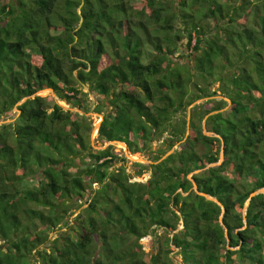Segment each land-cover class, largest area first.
I'll return each instance as SVG.
<instances>
[{
	"label": "trees",
	"instance_id": "trees-1",
	"mask_svg": "<svg viewBox=\"0 0 264 264\" xmlns=\"http://www.w3.org/2000/svg\"><path fill=\"white\" fill-rule=\"evenodd\" d=\"M0 121V264H264V0H0Z\"/></svg>",
	"mask_w": 264,
	"mask_h": 264
},
{
	"label": "rangeland",
	"instance_id": "rangeland-1",
	"mask_svg": "<svg viewBox=\"0 0 264 264\" xmlns=\"http://www.w3.org/2000/svg\"><path fill=\"white\" fill-rule=\"evenodd\" d=\"M1 2H7V0H1ZM184 55H186V57H187L189 54L185 52ZM81 89H82V92L85 93V95H86V101H87V105H89V110L86 111V112H84L82 109L79 110L77 107H70V108H73V109H70V110L71 111H77L78 114L84 113L85 115H87L89 117L88 119L91 122V130H90V133H89L88 140H89V143L91 144V146L93 148H95V147H100V146H103V145L106 147V146H108V144L114 145L115 151L118 152L119 157L122 156V157H125V159H126L125 161L122 160V159H119L115 165L118 166V165H120L122 163L124 164V166L126 168V171L128 172L127 174L130 175V178H129V181L130 182H134V181H142V182H144V180L148 176L149 170H147V171H145V172H143V173H141L139 175L133 174L135 172V168L132 166L131 163H133L134 161H131L130 158H127L126 155L124 154L125 152L126 153H129V151L127 150L126 147H125V151H124L122 145H120V144H118L116 142H110L109 143V141H108V142L102 144L98 140H96L97 132L95 131V132L91 133L92 132V129H93L92 127H93L94 123L95 122H98L102 118L101 117L102 116L101 113L96 112V111L93 110V107H94L95 102H96L95 101V98H97L98 96H96L94 94H91L90 93V90H89V88H88L87 85L82 86ZM36 95L45 97V100L48 101L49 104L50 103H54V102H58L65 109L68 108V105L64 101L57 100L55 96L52 97L51 96V93L48 90L39 91V92L36 93ZM214 98H217V97H214ZM202 101H204V100L202 99ZM223 108L226 109V106L223 107ZM17 112H18L17 111V108L14 107L12 109V111H10L9 113H7L6 117L3 118V121H11L12 118L15 117V115H16ZM188 118H189V114H188ZM88 119H86V120H88ZM162 140H163V138H161L160 140H153L148 146H146V148H144V149H142L140 151H136L133 154H130V153L129 154L132 155L133 157L135 155L136 157H141V158L147 159L146 158L147 155H152L153 152H155L158 149L160 150V149H162L164 147L163 143H161ZM216 146L217 145L215 143L213 145V148L212 149L214 150V148H216ZM148 160H150V159H148ZM137 162H141V161H137ZM143 163H148V162H143ZM71 170H73V168H71ZM94 187H97V184H95ZM76 214H77L76 211L73 212L70 215V218H73ZM34 227H36L37 229L40 228L39 225H35ZM179 227H181V225H179ZM63 229H64V227L62 226L60 228V230H63ZM160 233H161V229H157L156 230V234L158 235ZM48 234H49L48 235L49 236V239L52 240L56 236L55 235L56 234V230L54 229L51 233H48ZM47 243L48 242H46V244ZM46 244H42V246L43 245L47 246ZM140 244H141V246L143 247V249L145 251H148L149 248H148V246L146 244V239L145 238L140 239ZM171 248H172L173 251L171 253H169L170 258L173 261H175L176 264H181V262L179 261L178 255L175 254L176 248H173L172 246H171ZM232 257L235 258V256H232Z\"/></svg>",
	"mask_w": 264,
	"mask_h": 264
},
{
	"label": "water",
	"instance_id": "water-1",
	"mask_svg": "<svg viewBox=\"0 0 264 264\" xmlns=\"http://www.w3.org/2000/svg\"><path fill=\"white\" fill-rule=\"evenodd\" d=\"M45 90H48L50 93H51V96L52 97H54V95L52 94V89H50V88H47V89H45ZM214 97H217V98H219L218 96H214ZM210 98H212V97H208V98H202L203 100H206V99H210ZM220 98H222V97H220ZM202 99H199V100H196V101H194L193 103H191L190 104V106H192L193 104H195V103H198V102H201L202 101ZM213 99V98H212ZM224 101H226L227 103H229L228 102V100L227 99H225V98H222ZM22 100L23 99H21L18 103H20V102H22ZM69 109H73V108H70V107H68ZM224 108H220V109H216V110H214V111H209L208 113H206L205 115H204V117H203V119H202V121L200 122L201 123V128H202V132L205 134V135H208V136H211V137H214V136H218V134H216V133H211V131H207L206 130V127L204 126V121H206V119H207V117L209 116V115H214L215 113H217V112H219V111H221V110H223ZM17 111H18V109H17ZM102 117V116H101ZM102 119V118H101ZM100 119V120H101ZM100 120L98 121V122H95L94 123V125H93V129H92V132L91 133H93V132H97V127H98V125H99V122H100ZM187 132H188V130H187ZM110 142H116V143H118V144H120V145H122V147H123V149H124V151H125V147H126V144H125V142H123V141H121V140H111V141H109V143ZM178 144V143H177ZM176 144V145H177ZM176 145H174L173 147H171V148H169L168 150H166L162 155H161V158L158 160V161H151V160H148V159H145V158H141V157H132V155H130L129 153H124L125 155H126V157L127 158H130V160L131 161H141V162H148V163H159V162H161V160H163L166 156H167V154H169L171 151H172V149L174 148V147H176ZM105 148V146L103 145V146H100V147H95V148ZM218 155H219V157H218V160L216 161V162H214V163H209V164H207L206 166H210V167H213L214 165H218V164H220L221 163V161L223 160V154H222V146L219 148V150H218ZM202 168H200V169H195V170H193L191 173H189V174H187L186 175V179H188L189 181H191V183H192V188H193V190L197 193V194H199V195H201V196H203V197H205V198H207V199H209L211 202H215L216 204H218L219 206H220V208H221V213H220V215H219V218H218V220H219V222L221 223V224H223L222 223V213H223V210H224V208H222V205L220 204V202H219V200L217 199V198H213V197H211L209 194H207V193H205V192H203V191H199L198 189H197V185H196V183H195V181H193L192 179H191V177H190V174H192V173H196V172H198V171H200ZM258 193H263L264 194V188L263 187H261V188H258V189H255V190H253V191H251L250 193H249V195H248V197L246 198V200H245V202H243V204H242V214H243V220H244V222H245V210H246V205H247V203L249 202V200H250V198L252 197V196H254V195H256V194H258ZM245 227V225H242L241 226V228H244ZM228 248H230V246H228Z\"/></svg>",
	"mask_w": 264,
	"mask_h": 264
},
{
	"label": "bare ground",
	"instance_id": "bare-ground-1",
	"mask_svg": "<svg viewBox=\"0 0 264 264\" xmlns=\"http://www.w3.org/2000/svg\"><path fill=\"white\" fill-rule=\"evenodd\" d=\"M133 157V156H132Z\"/></svg>",
	"mask_w": 264,
	"mask_h": 264
}]
</instances>
